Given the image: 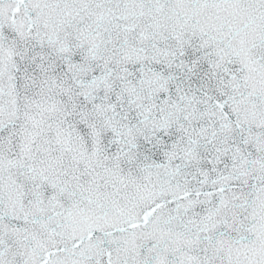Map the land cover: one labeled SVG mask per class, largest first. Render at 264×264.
Returning a JSON list of instances; mask_svg holds the SVG:
<instances>
[{
    "label": "snow or ice",
    "instance_id": "6c2138e0",
    "mask_svg": "<svg viewBox=\"0 0 264 264\" xmlns=\"http://www.w3.org/2000/svg\"><path fill=\"white\" fill-rule=\"evenodd\" d=\"M0 264H264V0H0Z\"/></svg>",
    "mask_w": 264,
    "mask_h": 264
}]
</instances>
